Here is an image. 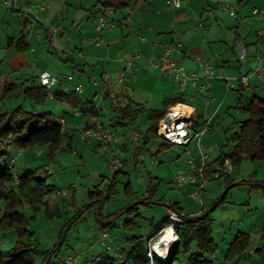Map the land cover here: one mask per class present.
Masks as SVG:
<instances>
[{
  "label": "rangeland",
  "instance_id": "1",
  "mask_svg": "<svg viewBox=\"0 0 264 264\" xmlns=\"http://www.w3.org/2000/svg\"><path fill=\"white\" fill-rule=\"evenodd\" d=\"M221 13L222 11L217 10L219 17H222ZM88 16L71 29L73 35H77L78 28L82 31L80 26L86 22H89L88 32H92L94 19ZM226 16L233 21V17L228 14ZM22 17L21 13L7 7L0 0V47L6 43L8 35H19ZM234 20L237 22V19ZM228 31H231L233 35L232 28ZM51 41L53 50H57L53 53L56 54L59 52L57 40L53 38ZM0 52L1 60L5 49L0 48ZM60 55L64 57L61 52ZM61 56L45 52L36 62L37 67H40V70L45 68L53 70L62 76L72 74L71 64H68V61L64 63ZM63 64H68V69L61 68ZM255 65L251 63L250 68H254ZM2 70L3 68H0V72ZM75 73L77 72L73 74ZM250 82L257 86V90L254 93L244 90L243 106L247 105L249 96L252 94L264 97V85L256 77H252ZM223 83L235 86L219 100L222 106L218 113H215L210 135L203 139V148L198 145H195V148L191 144L188 151L186 147L166 144L162 137L153 133L146 139L148 141H143V137L154 123L149 118V111L145 110L137 112L130 124L116 126L119 130L109 126L115 138L118 137V133L126 134L128 143L125 145L111 143L107 148H103L96 142L85 139L81 131L75 130L72 143H63L55 152L54 158H50L48 147L16 149L17 152L9 148V152L18 156L13 172L17 171L18 164L20 170L40 168L39 176L47 175V183L55 187V191L49 192L46 196L49 204L42 205L39 211H35L29 202H24L20 208L29 219L30 229L34 231V235L27 236L25 240H34L42 250L50 251L57 264L63 263L69 255L78 257L77 264H104L101 256L94 258L93 256L107 252V244L113 245L114 242L121 241V244H117L125 245L124 237L130 239L133 236H140L146 243L152 228L169 215L170 205L178 203L185 214L200 215L204 218L193 227L195 229L193 234L196 236L190 242V249L188 252H179L174 264H181V259H187L191 252L203 253L214 260V264H264L262 241L264 237V160L243 157L240 163L233 165L229 159L230 163L224 162L223 166L217 162L224 153L234 150L237 142L232 136L239 131L241 121L248 118L246 109L239 104L240 95L237 89L240 87V82L237 79H231L228 82L224 79ZM80 85L85 89L88 83L81 82ZM147 89L142 84L136 87L137 96L149 101L146 107L150 108L147 105H152V108L158 110L165 109V102L155 101L156 98H151ZM10 91L12 89L7 92ZM176 101L185 100L177 99ZM56 102L50 99L39 102L27 96L24 91L21 95L0 96V112L10 111L22 105L27 111L51 113L57 121L63 115L67 117L72 115V112L58 108ZM186 102L190 105L196 103L188 100ZM106 106L108 110H104L103 119L117 117L113 110H109L110 102H106ZM93 117L98 118V116ZM135 132L141 135L140 142L131 141ZM40 149L43 150L42 153L38 152ZM204 154L208 155L207 163L213 165L214 169L220 168L221 171H213L210 175H205V181L199 178L198 184L178 186L175 181L176 170L188 167L189 160L193 157L199 160V163L195 162L199 165L201 156ZM120 163L121 165L116 169L114 166ZM229 165L232 166L229 167ZM116 171L120 172L114 180ZM228 183L232 185L228 187ZM110 184H114L113 192L102 205H99V201L94 202V198H90V190L104 191L107 196ZM58 190L59 193H57ZM222 197L225 199L221 202ZM3 206L4 203L0 201V210H3ZM99 213L102 217L115 216V225L112 229L100 228L97 221V218L101 219ZM185 214L182 216L184 221ZM61 228L64 229L62 236L59 232ZM169 228L175 235L174 227L169 224L160 229L156 237L150 238L149 247L153 249V245L159 241L162 242L159 250H162L163 254L167 249L171 252L178 251L180 244H177L176 240L171 244L160 241L169 232ZM104 232L110 233L111 241L102 240ZM242 232L248 234L250 246L245 254L229 259L227 249L231 248L233 241ZM205 234H209L216 244L212 254L198 245L201 236ZM17 239L18 236L14 230L0 231V253H13ZM258 245L261 248L260 251L256 249ZM108 253L113 255L115 251L112 249ZM162 255L158 251L154 254L158 258L164 257ZM182 264H185V261Z\"/></svg>",
  "mask_w": 264,
  "mask_h": 264
},
{
  "label": "crops",
  "instance_id": "2",
  "mask_svg": "<svg viewBox=\"0 0 264 264\" xmlns=\"http://www.w3.org/2000/svg\"><path fill=\"white\" fill-rule=\"evenodd\" d=\"M2 1L21 13L23 19L19 35H8L6 43L0 47L5 49L0 60V68H3L0 72V96L21 95L31 86L41 89L40 74L49 72L55 75L60 82L44 89L47 94L55 93V98L48 96V99L57 101L58 108L72 112L69 117L63 115L60 118L67 120L65 131L70 134L68 144L72 143L74 131H81L88 115L98 116L108 126L116 128L130 124L140 110L153 111L155 108L152 105L146 107L149 101L137 96L136 87L141 84L159 103H164L166 99L188 100L197 103L191 105L200 120L204 115L215 116L222 106L219 100L231 89L230 85L223 83L224 79L236 80L251 69V63H257L256 55L264 51V16L259 17L254 12L255 9L264 10V0H179L180 6L172 5L170 0H125V7L113 8V25L103 31L98 30L96 18L108 8L103 5L104 0ZM44 2L50 7L41 9ZM217 10L222 11V17L217 15ZM227 14L233 17V21L227 19ZM87 15L94 19L92 32H88L89 22H86L80 26L82 31L78 28L77 35H73L71 29ZM54 28H59L56 33ZM231 28L233 35L228 31ZM21 35L25 36L29 45L23 52L16 51L14 44L9 45L10 38L16 40ZM53 38L59 46L56 54L51 45ZM237 40L247 46L245 64L239 59L235 47ZM96 41L100 44L97 45ZM178 42L183 44V51L174 52L173 59L184 66L188 75L197 74L201 78L200 84L206 79L210 82V89L205 95L200 94L198 86L192 84L182 91L170 76L162 75L153 67L151 57L158 60L164 54L166 45ZM45 52L58 57L60 52L63 53L61 60L64 63L68 61L73 73H77L62 76L47 68L40 70L36 62ZM135 54H141L140 60L134 66H128L127 61ZM198 58L213 66V71L207 73ZM68 64H63L61 68L68 69ZM123 70L126 79L118 83ZM81 82L88 83V86L77 91L75 88L81 86ZM9 85H14V88L6 93ZM66 86L68 92L64 91ZM252 86L253 90L249 91L254 93L257 86ZM106 102H110L109 110H113L117 117L103 119L104 110H108ZM123 108H127L125 118H122ZM76 112L82 114L75 115ZM125 135L118 133L116 144H127ZM147 138L145 135L143 141ZM90 141L100 145L96 140ZM194 161L199 163L196 158ZM17 168L20 169L19 164ZM123 240L125 245L128 244L126 239Z\"/></svg>",
  "mask_w": 264,
  "mask_h": 264
},
{
  "label": "trees",
  "instance_id": "3",
  "mask_svg": "<svg viewBox=\"0 0 264 264\" xmlns=\"http://www.w3.org/2000/svg\"><path fill=\"white\" fill-rule=\"evenodd\" d=\"M103 5L117 10L125 7L127 2L125 0H104ZM13 44L16 51L19 52H23L29 48L24 35H21L16 40L10 38L9 45ZM13 88L14 85L7 86L6 93H9L7 91L13 90ZM244 90L245 88L241 85L237 89L240 95L239 104L246 109L248 118L241 121L239 131H236L232 136L237 142L234 150L230 153H224L217 160L220 165L226 159H230L233 165L238 164L243 157L264 160V97L261 98L256 96V94H252L249 96L247 105L243 106ZM24 91L27 96L39 102H44L48 99L47 90L44 87L40 89L39 86H31L27 87ZM176 102V100L166 99L165 109L150 111L149 118L154 123L148 129L146 134L148 137L152 133L158 135L157 126L160 118L163 116L165 110ZM126 110L127 108L121 109L123 113L122 118H125ZM66 129L67 125L63 124L61 120H55L51 113L41 114L35 111H27L22 105H18L10 111L0 112V201L4 203L3 210H0V231L14 230L18 236L13 253H0V264H57V261L53 260L50 251L42 250L34 240H25L27 236H33L34 231L30 229L28 217L20 209L24 202H29L35 211H39L42 205L49 204L46 196L49 192L55 191V187H51L47 183V175L44 177L39 176L40 168L17 169L16 172H13V166L10 161L14 153L9 152V148L15 150L48 147L50 158H54L55 152L70 138L68 131H65ZM217 170L214 169L213 165L208 163L204 169L206 175H210L213 171ZM119 172H115L114 180H116ZM15 175L18 177V181H16ZM231 185L232 183H228L227 186L230 187ZM113 186L114 184H110L107 196L104 191L97 192L95 190H90L89 196L90 198H94V202L99 201V205H102L103 201L109 198L111 192H113ZM127 189H129V186H127ZM224 199L225 197H222L221 202ZM170 209L185 214V211L178 203L170 205ZM99 215L101 219L97 218V221L102 230H110L114 227V215L106 217H102L101 213ZM185 215V221L175 225V230L178 234L176 243L180 244V248L176 252H173L174 250L172 252L169 251L165 258H150L147 253L149 250L148 241L150 238L155 237L160 229L170 224L169 215L152 228L146 243L143 242L140 236H133L130 239L125 237L128 244L120 245L118 252L110 255L107 251L96 254L93 258L101 256V261L104 264H125L127 261L130 264H174L179 252H188L190 249V242L196 236L193 234V230H195L193 227L197 225L200 219L204 218L194 214ZM180 226H184L185 228L182 229ZM126 227H128L127 224ZM63 231V228L59 231L61 236L63 235ZM201 237V240L198 242L199 247L203 250L206 249L209 251V254H212L216 247L213 239L209 234ZM262 241L264 243V237ZM249 246V236L242 232L233 241L231 248L227 249V257L230 259L234 256L245 254ZM256 249L257 251L261 250L259 245ZM183 260L185 264H214V260L206 257L201 252H191L187 259H181V264L184 262Z\"/></svg>",
  "mask_w": 264,
  "mask_h": 264
},
{
  "label": "built area",
  "instance_id": "4",
  "mask_svg": "<svg viewBox=\"0 0 264 264\" xmlns=\"http://www.w3.org/2000/svg\"><path fill=\"white\" fill-rule=\"evenodd\" d=\"M174 6H180L179 0H170L169 1ZM41 9H47L50 5L47 2H44L41 6ZM264 10H257L255 9L254 12L259 17L264 16ZM115 10L111 7L107 8L101 15L96 18V25L98 30L103 31L104 29L110 28L113 25L112 15L114 14ZM59 28H54L53 32L56 33ZM53 33V34H54ZM96 44L99 45L100 41H96ZM235 47L238 51L240 61L245 64L248 58V49L246 44L241 41L237 40ZM183 51V44L182 43H173L168 44L165 47L164 54L159 57V59H154L151 57V62L153 67L158 70L162 75L170 76L175 82L178 83L180 89L184 91L190 84L194 86H198L199 93L205 95L208 93L210 89V82L206 79L203 83H199L201 78L197 74L188 75L186 73L185 68L182 64L178 63L175 59H173L174 52H182ZM141 54H135L129 58L127 61L128 66H134V64L140 60ZM198 61L201 66H203L207 73H211L213 70V66L209 64H205L202 62L200 58ZM256 65L254 68L248 70L247 72L241 74L237 80L240 82V85L245 88V90H253V86L251 81L252 77H256L258 81H260L264 85V51L262 54L256 55ZM125 70L121 71L118 83H122L126 79ZM70 79L72 77H69ZM228 82L230 78H225ZM40 82L42 87L44 88H51L57 85L60 82V79L55 77L49 72H43L40 74ZM230 87H234L233 84ZM77 91L81 90V86H77L75 88ZM64 91L68 92L69 89L66 86ZM49 98H55V93L50 92L48 93ZM196 109L185 101H178L175 104L170 105L167 110H165L163 116L160 118L157 126V134L164 139L166 143L171 145H178L181 147H186L189 150L191 144L198 145L200 148H203V139L205 136L209 134L212 128V121L214 119V115H204L203 119L200 120L197 113L195 112ZM81 112H76L75 115H81ZM61 122L67 125V120L65 118L61 119ZM81 131L85 139L89 140H96L103 148H107L111 143L116 144L118 142V138H115L111 133V128L101 121L99 118H95L93 116H87L85 122L81 126ZM141 135L139 132H135L132 136V140L137 142L140 140ZM39 153H42L43 150H39ZM208 155L204 154L201 156V163L198 165L194 161V157L189 160V166L187 168H180L176 170L175 173V181L176 184L180 187L186 184H198L199 178H202L203 181L206 179L205 174V166L207 164ZM18 156L14 154L11 158V165L14 167L17 164ZM226 164L230 163L229 159L225 160ZM121 165H115L114 167L118 169ZM232 165H229L231 167ZM217 171H221L218 168ZM16 181H18V177L15 175ZM202 188V185H200ZM66 193V191H63ZM183 213H179L176 210L170 209L169 211V220L170 225L174 227L175 235L177 238L178 234L175 230V225L183 223L182 219ZM157 236V235H156ZM155 236V237H156ZM165 235L161 238L160 241H164ZM154 238V237H153ZM178 239V238H177ZM102 240L104 242L111 241V235L109 232H104L102 234ZM166 242V241H165ZM160 243L157 244L160 246ZM156 244V245H157ZM107 250H114L118 252L120 250V245L116 242L113 245L107 244ZM156 248L153 245V249L149 247L148 255L150 258H155L154 254L156 253ZM169 250H165V256L161 258H165L168 254ZM125 259V257L123 256ZM78 257L69 255L61 264H77ZM125 264H130L129 261L125 262Z\"/></svg>",
  "mask_w": 264,
  "mask_h": 264
},
{
  "label": "bare ground",
  "instance_id": "5",
  "mask_svg": "<svg viewBox=\"0 0 264 264\" xmlns=\"http://www.w3.org/2000/svg\"><path fill=\"white\" fill-rule=\"evenodd\" d=\"M166 236H170V239H168V240H166L165 239V237ZM165 237H164V241H166L167 243H172L174 240H176L177 241V238H175V235H174V233L171 231L170 233L169 232H167V234L165 235ZM158 253H160V255H162L161 253H162V250H159V252ZM165 254V253H164ZM162 255V256H165V255Z\"/></svg>",
  "mask_w": 264,
  "mask_h": 264
},
{
  "label": "clouds",
  "instance_id": "6",
  "mask_svg": "<svg viewBox=\"0 0 264 264\" xmlns=\"http://www.w3.org/2000/svg\"><path fill=\"white\" fill-rule=\"evenodd\" d=\"M168 231H169V233H170V232H171V229L169 228ZM165 239H166V240L170 239V236H166ZM154 247H155L156 250L159 252V245H158V244H157V245H154ZM161 254H163V253H161Z\"/></svg>",
  "mask_w": 264,
  "mask_h": 264
}]
</instances>
